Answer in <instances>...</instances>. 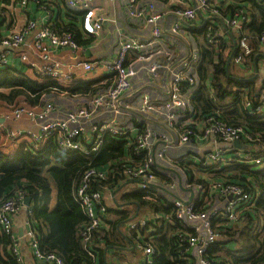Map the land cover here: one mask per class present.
I'll use <instances>...</instances> for the list:
<instances>
[{
	"label": "built area",
	"instance_id": "built-area-1",
	"mask_svg": "<svg viewBox=\"0 0 264 264\" xmlns=\"http://www.w3.org/2000/svg\"><path fill=\"white\" fill-rule=\"evenodd\" d=\"M60 2L14 0L22 10L36 4L44 16L28 18L22 27L0 38V72L16 58L27 78L58 85L63 92L58 97L53 91L35 107L20 103L0 109V153L37 154L53 144L63 156L93 161L107 137L122 141L125 157L102 169L88 168L76 191V201L91 222L82 233L86 247L95 229L108 227V208L117 203L112 191L93 187L115 176L119 168L124 179L121 189L131 182L146 203L172 208L169 213L149 209L147 215L128 221V234H122L132 239L143 264H154L155 239L167 225L181 226L176 234L178 264H230L228 255L236 249L227 248L234 239L227 232L244 221L247 211H254L261 192L255 184L225 183L213 176L239 165L263 169L264 139L246 127L228 125L219 110L203 114L198 105L203 88L210 96L215 92L210 78H202L204 57L197 32L201 20H206L205 37L216 45L228 43L232 31L238 42L228 49V56L244 67V59L252 53L245 37L251 14L242 8L223 17L222 0H108L120 6L130 23L123 30L108 15L97 14L96 0H65L64 6ZM67 11L81 14L84 41L101 38L105 24L113 23L117 38L108 45L111 55L86 57L85 44L57 28L59 14ZM261 42L264 51V37ZM260 71L257 98H243V107L253 117L264 114V68ZM185 163L203 169L195 167L190 179ZM26 198V191L18 189L0 202V230L12 239V254L23 264L14 220L28 209L25 239L33 256L47 264H64L57 255L41 252ZM108 263L116 264L114 259Z\"/></svg>",
	"mask_w": 264,
	"mask_h": 264
},
{
	"label": "trees",
	"instance_id": "trees-1",
	"mask_svg": "<svg viewBox=\"0 0 264 264\" xmlns=\"http://www.w3.org/2000/svg\"><path fill=\"white\" fill-rule=\"evenodd\" d=\"M9 4L8 0L5 1L2 9H6ZM59 4L64 6L65 0ZM242 8H245L252 18V23L248 26L245 35L252 53L244 59V67L236 66L233 56H225L226 58L223 56L225 51L233 49L238 42L232 31L228 43L219 41L216 45H210L205 37L208 22L201 20L198 26L199 47L204 57L201 65L202 78L204 81L210 78L215 92L214 96H210L204 87L198 98V105L203 114L219 110L222 119L228 125L246 127L250 133L262 136L264 139V114L253 117L243 107L245 96H248L250 100L257 98L256 84L261 77L260 70L264 67V51L261 47V38L264 37V2L222 0L220 4L223 17L234 15ZM1 13L5 14L4 11ZM60 16L56 21L60 31L72 33L79 44L93 41L92 39L83 40L80 13L72 11L62 13V16H68V23ZM233 65L238 69L239 75L233 73ZM249 69L252 71L247 74ZM53 91L56 96H60L59 94L63 92L58 85L38 84L13 68L3 69L0 72V103H5L3 104L5 109L20 103L31 107L38 106L42 98L51 97ZM253 103L256 108L257 104ZM125 154L126 144L112 137L106 138L103 151L93 161L79 155L63 156L57 152L53 144L47 145L37 154L21 150L17 155L10 157L0 153V202L18 189L26 191L27 197L31 198L33 204L34 227L43 254H55L64 261V264H109L106 255L111 252L128 251L132 248V239L124 236L120 227L135 217L138 208L140 211L148 208L159 213L172 211L171 207H163L160 203H146L140 191L132 195H123L122 200L132 201L136 205L135 212L128 214L126 211H116L109 206L107 216L115 215L116 218L109 219L107 228L95 229L92 241L86 247L82 233L90 227L91 222L76 201V191L82 176L88 168L102 169L113 161L123 159ZM195 167L198 166L185 163L190 179L194 177ZM198 169L203 168L198 167ZM120 174L121 170L118 168L115 176L112 175L108 180L95 184L93 190L106 189L117 194L124 180ZM213 178L225 183L258 186L261 197L254 211L250 210L245 213L242 226H235L227 232L234 238L230 243L238 244L236 250L230 252L228 256L230 264L263 263L264 168L254 170L243 165L233 166L215 172ZM54 191H56L57 204L52 208ZM180 232L181 226L167 225L157 233L155 247L158 254L154 257V264H178L180 249L176 234ZM218 245L215 248L217 251ZM12 247V239L0 230V264H20L17 257L12 254Z\"/></svg>",
	"mask_w": 264,
	"mask_h": 264
},
{
	"label": "crops",
	"instance_id": "crops-1",
	"mask_svg": "<svg viewBox=\"0 0 264 264\" xmlns=\"http://www.w3.org/2000/svg\"><path fill=\"white\" fill-rule=\"evenodd\" d=\"M4 0L3 4L5 3ZM9 5H7L6 9H2L4 7L0 4V38L5 37L12 33L16 28L22 27L28 20L31 19H40L44 15L39 10L36 4H31L28 9L22 10L18 7H15L14 0H8ZM95 8L97 14H106L110 18L116 20L120 27L123 30H126V27L130 25V23L126 20L121 8L119 5H112L108 2V0H96ZM8 10V13H6ZM1 11H4L5 14H2ZM73 12V11H72ZM77 13V12H74ZM61 15V16H60ZM60 18L68 23V16H62V13L59 14ZM80 24L81 18L79 17ZM116 27L113 23H106L104 26V32L101 38H97L90 43H84V48L87 49L84 55L86 57H90L92 55L104 57L105 53L108 52V55H111L108 50V45H111L112 42L116 40ZM68 57V55H67ZM10 66L8 68L16 69V71L24 74V67L21 65L18 59L11 58ZM262 65L260 64V67ZM251 72H248V74ZM5 104V103H3ZM2 103H0V109H5ZM127 183V182H126ZM128 184V183H127ZM126 185V184H125ZM54 199L52 201L51 207H55L57 204L56 200V191H54ZM33 204H31L32 207ZM148 208H143L142 211L138 208L135 217L144 216L149 213ZM134 217V218H135ZM133 218V219H134ZM28 209H22L15 217V229L17 239L21 241L20 251L23 258V264H47L45 262L38 261L32 254L29 244L25 239V234L28 229ZM106 260L109 259V262L114 259L116 264H143V256L138 253L134 247L130 248L128 251H122L119 253L111 252L106 255Z\"/></svg>",
	"mask_w": 264,
	"mask_h": 264
},
{
	"label": "rangeland",
	"instance_id": "rangeland-1",
	"mask_svg": "<svg viewBox=\"0 0 264 264\" xmlns=\"http://www.w3.org/2000/svg\"><path fill=\"white\" fill-rule=\"evenodd\" d=\"M228 54H229V50L228 51H225V53H223V56L224 58L228 57ZM226 56V57H225ZM263 65V63H262ZM233 67V73L239 75V71L238 69L235 67V65L232 66ZM264 68V67H263ZM250 70V69H249ZM251 72V71H249ZM248 74V72H247ZM59 97V96H58ZM136 189V185L133 184V183H128L126 186H124L121 190H119V192L117 194L113 193L114 195H116V201L117 203L116 204H111V208L113 209H116V211H126L128 212V214H132L135 212L136 208H135V204L132 202V201H129V202H125L124 200H122V196L123 195H132L136 192H138ZM113 203V202H112ZM113 205V206H112ZM142 211V210H141ZM109 219H115L116 216L115 215H109L108 217ZM127 223L122 225L120 227V231L123 233V234H128V230H127ZM237 227H240L243 225V222L239 223V224H236ZM237 237V236H236ZM238 247V244L233 242V243H229L227 244V248H230V249H236Z\"/></svg>",
	"mask_w": 264,
	"mask_h": 264
},
{
	"label": "water",
	"instance_id": "water-1",
	"mask_svg": "<svg viewBox=\"0 0 264 264\" xmlns=\"http://www.w3.org/2000/svg\"><path fill=\"white\" fill-rule=\"evenodd\" d=\"M234 145H235L236 147H239V146H240L238 142H235ZM31 204H32L31 198L27 197V198L25 199V205H26L27 207H30Z\"/></svg>",
	"mask_w": 264,
	"mask_h": 264
}]
</instances>
